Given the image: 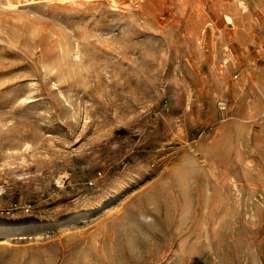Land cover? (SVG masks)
<instances>
[{
	"label": "rangeland",
	"instance_id": "374dc122",
	"mask_svg": "<svg viewBox=\"0 0 264 264\" xmlns=\"http://www.w3.org/2000/svg\"><path fill=\"white\" fill-rule=\"evenodd\" d=\"M113 1L0 0V264H264V0Z\"/></svg>",
	"mask_w": 264,
	"mask_h": 264
},
{
	"label": "bare ground",
	"instance_id": "6f19581e",
	"mask_svg": "<svg viewBox=\"0 0 264 264\" xmlns=\"http://www.w3.org/2000/svg\"><path fill=\"white\" fill-rule=\"evenodd\" d=\"M113 1V0H112ZM114 2V1H113ZM240 4H243V1H240ZM245 7V6H244ZM226 19L228 20V21H230V22H232V17L231 16H229V15H226Z\"/></svg>",
	"mask_w": 264,
	"mask_h": 264
}]
</instances>
